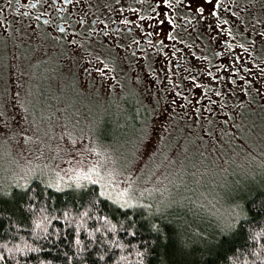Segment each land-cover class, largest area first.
I'll return each mask as SVG.
<instances>
[{"label":"rangeland","instance_id":"1","mask_svg":"<svg viewBox=\"0 0 264 264\" xmlns=\"http://www.w3.org/2000/svg\"><path fill=\"white\" fill-rule=\"evenodd\" d=\"M79 42L58 43L39 23L4 12L0 191L42 174L57 188L96 183L123 206L146 197L161 211L191 198L192 186L214 197L233 175L244 184L263 176L264 102L248 95L234 110L240 81L221 89L216 108L178 81L166 99L130 59ZM106 66L114 78L101 80Z\"/></svg>","mask_w":264,"mask_h":264},{"label":"trees","instance_id":"2","mask_svg":"<svg viewBox=\"0 0 264 264\" xmlns=\"http://www.w3.org/2000/svg\"><path fill=\"white\" fill-rule=\"evenodd\" d=\"M231 180L214 197L192 186L191 198L161 211L146 197L123 206L92 182L8 180L0 264H264V174Z\"/></svg>","mask_w":264,"mask_h":264},{"label":"flooded vegetation","instance_id":"3","mask_svg":"<svg viewBox=\"0 0 264 264\" xmlns=\"http://www.w3.org/2000/svg\"><path fill=\"white\" fill-rule=\"evenodd\" d=\"M5 11L39 23L58 43L103 44L114 60L142 67L166 99L178 81L216 108L221 89L240 81L234 110L248 95L264 102V0H0V22ZM113 73L106 66L99 78Z\"/></svg>","mask_w":264,"mask_h":264},{"label":"snow or ice","instance_id":"4","mask_svg":"<svg viewBox=\"0 0 264 264\" xmlns=\"http://www.w3.org/2000/svg\"><path fill=\"white\" fill-rule=\"evenodd\" d=\"M213 2H214V0H203V3L206 4V5H212ZM197 10L200 11V12H203V8H198ZM212 14L215 15L214 12ZM161 23H163V21H161Z\"/></svg>","mask_w":264,"mask_h":264}]
</instances>
